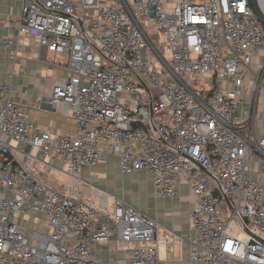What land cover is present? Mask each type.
<instances>
[{
    "label": "built area",
    "instance_id": "built-area-1",
    "mask_svg": "<svg viewBox=\"0 0 264 264\" xmlns=\"http://www.w3.org/2000/svg\"><path fill=\"white\" fill-rule=\"evenodd\" d=\"M14 30L67 59L44 101L75 128L30 119L0 79V264H101L93 245L111 238L130 264H160L157 219L82 177L107 155L150 172L155 197L188 187L189 260L264 264V182L248 176L250 160L264 170V135L243 105L264 26L249 0H22Z\"/></svg>",
    "mask_w": 264,
    "mask_h": 264
},
{
    "label": "crops",
    "instance_id": "crops-1",
    "mask_svg": "<svg viewBox=\"0 0 264 264\" xmlns=\"http://www.w3.org/2000/svg\"><path fill=\"white\" fill-rule=\"evenodd\" d=\"M22 0H0V36L10 41H0V79L10 82L11 99L19 103L30 119L39 122L53 133H66L75 128L71 117L55 113L44 101L50 96L54 80L64 75V65L58 66L52 60L38 57L35 42L25 35H17L14 25L19 20ZM56 60V59H55ZM256 62L252 63L255 69ZM252 74V73H251ZM253 75V74H252ZM260 85L254 92L248 88L243 95V105L252 116L255 135H264V73ZM251 76L245 80L250 85ZM41 104V108L39 105ZM250 177H259L264 182V170L258 161L250 160ZM53 165L60 167L59 162ZM42 176L52 182L65 178L50 166L42 167ZM82 177L100 189L123 196L126 201L141 211L155 217L161 230L168 233L169 239L160 247V264H205L188 259L187 237L193 235L190 228L189 211L195 202L185 184H179L180 197H155L152 193V174L148 171L122 174L116 159L107 155L94 167H85ZM88 193V192H87ZM91 195V194H90ZM97 195V194H96ZM103 204L106 198L97 196ZM94 254L101 264H130L127 252L116 246L114 238L107 244H94Z\"/></svg>",
    "mask_w": 264,
    "mask_h": 264
},
{
    "label": "water",
    "instance_id": "water-1",
    "mask_svg": "<svg viewBox=\"0 0 264 264\" xmlns=\"http://www.w3.org/2000/svg\"><path fill=\"white\" fill-rule=\"evenodd\" d=\"M252 8L261 24L264 26V4L262 0H250Z\"/></svg>",
    "mask_w": 264,
    "mask_h": 264
},
{
    "label": "rangeland",
    "instance_id": "rangeland-1",
    "mask_svg": "<svg viewBox=\"0 0 264 264\" xmlns=\"http://www.w3.org/2000/svg\"><path fill=\"white\" fill-rule=\"evenodd\" d=\"M263 4H264V0H262ZM52 60V58L48 55V61L50 62ZM56 62L57 63H60L61 65H64L67 63V59L66 58H56ZM191 81L193 84H195L196 86L198 84H202L203 83V80H202V77H199V78H196V79H193L191 78ZM249 116H251V112H249ZM31 227V226H30ZM231 229L235 232H237V228L234 227L233 225L231 226Z\"/></svg>",
    "mask_w": 264,
    "mask_h": 264
},
{
    "label": "trees",
    "instance_id": "trees-1",
    "mask_svg": "<svg viewBox=\"0 0 264 264\" xmlns=\"http://www.w3.org/2000/svg\"><path fill=\"white\" fill-rule=\"evenodd\" d=\"M249 4L251 5V2H250V0H249ZM252 6V5H251Z\"/></svg>",
    "mask_w": 264,
    "mask_h": 264
}]
</instances>
